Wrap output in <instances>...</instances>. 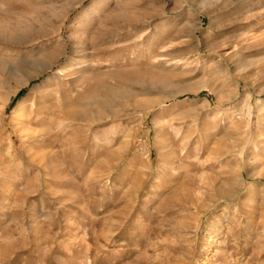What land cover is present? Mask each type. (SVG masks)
Returning a JSON list of instances; mask_svg holds the SVG:
<instances>
[{"label": "rangeland", "instance_id": "374dc122", "mask_svg": "<svg viewBox=\"0 0 264 264\" xmlns=\"http://www.w3.org/2000/svg\"><path fill=\"white\" fill-rule=\"evenodd\" d=\"M0 264H264V0H0Z\"/></svg>", "mask_w": 264, "mask_h": 264}, {"label": "bare ground", "instance_id": "6f19581e", "mask_svg": "<svg viewBox=\"0 0 264 264\" xmlns=\"http://www.w3.org/2000/svg\"><path fill=\"white\" fill-rule=\"evenodd\" d=\"M22 72V70H18L17 72L16 71H12V74H16V73H21ZM24 73V72H23ZM42 73V70H39V71H37L35 74H28L27 76H26V78L24 79H22V80H20V82H19V84H21V85H25V84H27L28 82H29V80H31L32 78H34L35 76H38L39 74H41ZM23 108H21L20 110H22Z\"/></svg>", "mask_w": 264, "mask_h": 264}]
</instances>
